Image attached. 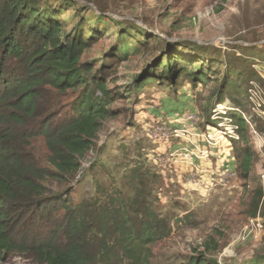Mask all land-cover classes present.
I'll return each mask as SVG.
<instances>
[{"label":"trees","instance_id":"obj_1","mask_svg":"<svg viewBox=\"0 0 264 264\" xmlns=\"http://www.w3.org/2000/svg\"><path fill=\"white\" fill-rule=\"evenodd\" d=\"M70 8L76 13L90 10L77 0H55L54 4L0 0V264L12 253L29 254L38 264H154V247L171 238L174 227L151 199L150 184L157 178L151 171L143 167L131 171L127 177L131 193L97 186L94 197L79 203L70 191L53 195L49 187L64 176L80 173L104 122L116 116L109 109L111 92L101 76L104 66L83 64L81 58L98 36L110 32L105 20L123 23L96 14L95 19L81 17L66 31L64 23L72 24L64 17ZM128 30L121 28L117 35L134 41L135 35ZM139 36L154 38L146 30H140ZM126 41L113 44L111 54L127 56ZM191 64L199 65L189 70ZM214 66L163 52L135 79L134 86L159 82L176 91L188 80L196 88L220 73ZM232 72L220 81L216 106L224 103L236 85ZM256 83L264 88L263 77ZM78 90L66 104L68 92ZM230 104L242 108L234 97ZM212 113L207 124L217 127ZM226 117L238 128L241 141L246 135L243 127L252 122L236 110ZM40 140L45 144L44 154L35 150ZM239 153L240 166L252 169L257 163L253 146L246 145ZM255 194L249 201L254 218L264 207L263 191ZM188 222L189 217L178 224ZM219 250V243L212 239L192 249L191 255L174 256L167 264H221L213 255ZM253 264L264 263L257 258Z\"/></svg>","mask_w":264,"mask_h":264},{"label":"rangeland","instance_id":"obj_2","mask_svg":"<svg viewBox=\"0 0 264 264\" xmlns=\"http://www.w3.org/2000/svg\"><path fill=\"white\" fill-rule=\"evenodd\" d=\"M77 1L90 10L66 11L64 17L72 22L64 23L66 31L81 17L95 19L96 14L123 23L105 20L104 24L110 23V32L105 37L98 36L81 58L83 64L104 66L101 76L111 92L109 109L116 116L104 122L80 173L50 183L52 194L70 191L74 202L79 203L94 197L97 186L117 187L131 193L127 177L135 167H143L156 175L150 184L151 199L174 227L171 238L154 247V264H167L174 256L187 257L192 249H199L212 239L219 243L220 250L211 254L221 264L227 260L230 264H241L242 259L249 257L245 264H253L257 258L264 263V228L255 234L246 230L254 219L249 201L257 191H263L264 116L256 109V113L252 112L253 104L247 101V96L250 83L264 77V0ZM121 28L129 29L135 40L131 41L127 35L120 38L117 32ZM140 30L148 31L154 38L144 39L139 36ZM122 41H126L129 53L113 56L111 47ZM168 51L182 54L188 61L202 59L215 64L214 69L220 73L196 88L188 80L176 91L159 82L135 87V79L147 71L153 59ZM191 65L189 70L199 64ZM228 71H233L232 79L236 82L230 96L241 105L239 110L253 120V127L244 126L246 135L241 141L236 139V143L220 131H206L209 115L218 107L215 93ZM79 92L69 91L66 104ZM230 96H225L223 106H231ZM190 112L199 116L196 126L182 122ZM158 127L164 131L158 139L151 138ZM176 128L187 133L176 137ZM232 135L235 139L236 134ZM246 145L253 146L257 154L252 169L238 166L204 176L202 163L213 157L240 165L239 150ZM35 150L44 154V142H35ZM262 214L264 207L258 213L264 226ZM187 217L189 225L178 224ZM3 264L38 263L29 254L12 253Z\"/></svg>","mask_w":264,"mask_h":264},{"label":"built area","instance_id":"obj_3","mask_svg":"<svg viewBox=\"0 0 264 264\" xmlns=\"http://www.w3.org/2000/svg\"><path fill=\"white\" fill-rule=\"evenodd\" d=\"M264 78V77H263ZM248 100L251 104H253V109L252 112L256 111H261V113L264 116V88L261 87L259 84H257L256 82H251L249 85V89H248ZM231 105V104H230ZM256 109V111H255ZM232 110H236L238 111L245 119H247V121H251L252 124L249 122L250 126L249 127H253V120L252 117L247 118L243 112H241L237 107L231 105H219L217 108H215L213 110L212 113V118L214 119V122H218V126L215 127L211 124H207L206 125V131L210 132L211 130H214L216 132H222L224 133V136H228L229 138L234 139L232 134H236V137L234 140H240L239 134H238V128L235 127L234 125H232L228 118L226 117V114L229 111ZM264 118V117H263ZM182 122H186L188 124H191L192 126H196L198 124V122H200L199 120V116L196 113H188L185 115V117L182 119ZM254 129V128H253ZM164 131V129L162 128H155L151 138L153 139H158L161 135V132ZM254 132L257 134V131L254 129ZM187 132L184 129H179L176 128L174 130V134L176 137H179L182 134H186ZM260 136V135H259ZM261 137V136H260ZM262 139V148L264 149V137H261ZM262 187H263V194H264V175L262 176ZM264 226H263V221L262 218L260 216H257L256 218L252 219L250 221V225L247 227L246 230H251L252 233L255 234V231H261L263 230ZM245 239V238H243Z\"/></svg>","mask_w":264,"mask_h":264},{"label":"crops","instance_id":"obj_4","mask_svg":"<svg viewBox=\"0 0 264 264\" xmlns=\"http://www.w3.org/2000/svg\"><path fill=\"white\" fill-rule=\"evenodd\" d=\"M224 159V158H223ZM224 161L221 160V161H218L216 157H213L212 160H210L209 162H203L202 163V173L204 174L205 177H207L209 174H218V173H221V172H225V171H228V170H231L232 167H238L240 166L239 164H236L235 166L233 164H230V163H223ZM250 259L249 258H246V259H242L240 261V263L242 264H245L246 262H248V260ZM231 261H228L226 262V264H230ZM237 264V262H236Z\"/></svg>","mask_w":264,"mask_h":264}]
</instances>
